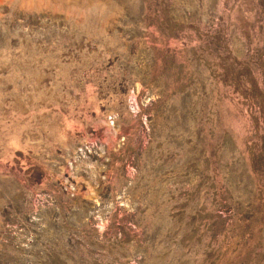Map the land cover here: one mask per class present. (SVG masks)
<instances>
[{
    "label": "rangeland",
    "instance_id": "rangeland-1",
    "mask_svg": "<svg viewBox=\"0 0 264 264\" xmlns=\"http://www.w3.org/2000/svg\"><path fill=\"white\" fill-rule=\"evenodd\" d=\"M0 264H264V0H0Z\"/></svg>",
    "mask_w": 264,
    "mask_h": 264
}]
</instances>
